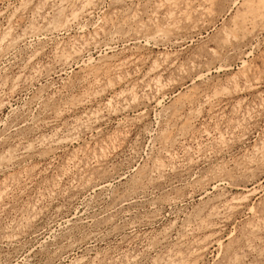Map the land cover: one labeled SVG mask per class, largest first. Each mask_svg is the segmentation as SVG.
I'll return each instance as SVG.
<instances>
[{
  "label": "rangeland",
  "instance_id": "rangeland-1",
  "mask_svg": "<svg viewBox=\"0 0 264 264\" xmlns=\"http://www.w3.org/2000/svg\"><path fill=\"white\" fill-rule=\"evenodd\" d=\"M0 264H264V0H0Z\"/></svg>",
  "mask_w": 264,
  "mask_h": 264
}]
</instances>
